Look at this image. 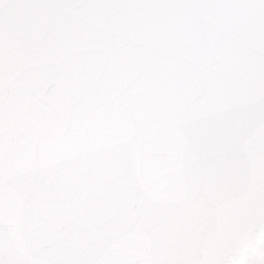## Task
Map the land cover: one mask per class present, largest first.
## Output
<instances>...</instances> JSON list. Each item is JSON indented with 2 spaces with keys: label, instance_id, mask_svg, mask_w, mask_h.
Returning a JSON list of instances; mask_svg holds the SVG:
<instances>
[{
  "label": "snow or ice",
  "instance_id": "1",
  "mask_svg": "<svg viewBox=\"0 0 264 264\" xmlns=\"http://www.w3.org/2000/svg\"><path fill=\"white\" fill-rule=\"evenodd\" d=\"M0 264H264V0H0Z\"/></svg>",
  "mask_w": 264,
  "mask_h": 264
}]
</instances>
